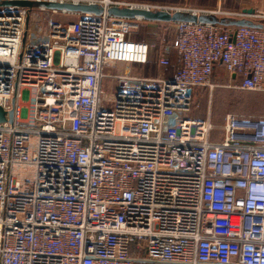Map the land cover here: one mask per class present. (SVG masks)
Masks as SVG:
<instances>
[{
    "label": "built area",
    "instance_id": "1",
    "mask_svg": "<svg viewBox=\"0 0 264 264\" xmlns=\"http://www.w3.org/2000/svg\"><path fill=\"white\" fill-rule=\"evenodd\" d=\"M0 3V264H264V116L228 113L220 132L210 112L180 116L199 88L218 86V63L243 76L233 88L264 92V26L166 22L175 35L156 63L169 67L172 47L180 66L144 74L136 67L157 43L131 30L163 22L110 9L263 21L264 11Z\"/></svg>",
    "mask_w": 264,
    "mask_h": 264
},
{
    "label": "rangeland",
    "instance_id": "2",
    "mask_svg": "<svg viewBox=\"0 0 264 264\" xmlns=\"http://www.w3.org/2000/svg\"><path fill=\"white\" fill-rule=\"evenodd\" d=\"M161 3V2H159ZM163 4L177 5L182 8H201L199 5H195L189 0H178L173 2H165ZM187 14V13H183ZM182 14V15H183ZM55 18L70 21L76 18V14L71 13L67 16H63L59 13L52 14ZM51 16V12H44L42 17L47 18ZM219 17L220 16H216ZM253 19V18H252ZM262 18L257 17L252 21H257ZM264 22V21H263ZM130 38L145 39L157 43V47L151 54L152 61L145 66L136 67V71L144 74H151V71H157L162 73L163 68L156 66V68L150 69L154 64L155 57L160 49L164 46L169 47L170 42L175 35V29L170 23L163 22L158 27L151 26L148 28L146 25L140 24L133 28L130 33ZM169 49V55H170ZM154 74V73H152ZM194 107L189 113H181V117H196L205 116L208 112L211 113L213 122L215 123L216 130L220 132L223 126L224 118L228 113H234L239 115H252V116H264V92L252 91V90H240L230 88L224 85L215 86L212 91L208 88H199L195 96ZM220 134V133H218Z\"/></svg>",
    "mask_w": 264,
    "mask_h": 264
},
{
    "label": "crops",
    "instance_id": "3",
    "mask_svg": "<svg viewBox=\"0 0 264 264\" xmlns=\"http://www.w3.org/2000/svg\"><path fill=\"white\" fill-rule=\"evenodd\" d=\"M126 1L165 3V2H173V1H178V0H126ZM189 1L194 3L195 5L201 6V8H208V9H222V10H228V11L240 9V10H245L247 12L264 11V0H189ZM217 16H221L224 19V21L227 22L231 26H234L235 25L234 23L241 19L250 21L254 24L263 23L262 20L257 21V23L253 22L252 20L255 18L252 16H236V15H230V14H220ZM216 18L218 19L219 17H216ZM170 57H171V65L169 67L163 68V71H162V73H164L167 76H172L181 63L177 51L172 47L170 50ZM156 66H157V63L154 61V64L152 65V67H150V69H152L153 67L156 68ZM149 73L157 74L158 72L153 70ZM242 79H243V76L241 74L229 71L226 68V66L221 63L216 64L213 75H212L213 82H216L218 85L228 86L230 88H233L231 85L235 83H240ZM205 116H207V114ZM205 116L203 115V116H196V117L203 118ZM130 253L133 256H136L138 258H143L144 256H146V251L142 249L141 250L137 249L135 245L131 246ZM135 264H152V263L138 260Z\"/></svg>",
    "mask_w": 264,
    "mask_h": 264
},
{
    "label": "water",
    "instance_id": "4",
    "mask_svg": "<svg viewBox=\"0 0 264 264\" xmlns=\"http://www.w3.org/2000/svg\"><path fill=\"white\" fill-rule=\"evenodd\" d=\"M5 4H11L9 1H5ZM1 4V3H0ZM16 4L28 6L30 3L24 2V1H17ZM51 7H55L58 9H67L71 11H82V12H96L99 13L100 9L99 7L95 5H87V4H72V3H57V4H51ZM110 12L113 13L116 16L121 17H129L134 18L136 15H142L146 20H155V21H161V22H171V21H196L198 19L205 21V22H215L219 23L220 21L214 17V16H206L202 15L200 17L192 16L190 14H183V13H173L170 14L165 11H145L141 9H130L128 7H112L110 9ZM183 14V15H182ZM235 25H243V26H253V27H263V23H257L254 24L250 21H246L244 19H241L239 21H236L234 23ZM10 120L13 119L14 111L11 110L8 113ZM7 120V112L0 107V122Z\"/></svg>",
    "mask_w": 264,
    "mask_h": 264
},
{
    "label": "trees",
    "instance_id": "5",
    "mask_svg": "<svg viewBox=\"0 0 264 264\" xmlns=\"http://www.w3.org/2000/svg\"><path fill=\"white\" fill-rule=\"evenodd\" d=\"M218 20L220 21L218 24L222 25L223 27H229V26H231V25H229L227 22H225L224 19H223L221 16H220V18H218ZM144 40H145V39H144ZM156 57H157V55H156ZM156 57H155V62H156V59H157ZM150 61H152V60H150ZM149 63H150V62H149ZM149 63H148V64H149ZM148 64H147V65H148Z\"/></svg>",
    "mask_w": 264,
    "mask_h": 264
}]
</instances>
